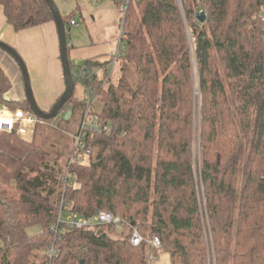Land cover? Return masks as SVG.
Here are the masks:
<instances>
[{"label": "trees", "instance_id": "trees-1", "mask_svg": "<svg viewBox=\"0 0 264 264\" xmlns=\"http://www.w3.org/2000/svg\"><path fill=\"white\" fill-rule=\"evenodd\" d=\"M182 2L183 17L175 0H129L117 82L86 81L111 130L86 134L66 183L74 142L49 143L52 120L31 141L0 133V264H149L129 228L64 223L98 211L157 236L170 264H264V0ZM0 5L15 32L53 22L43 0ZM9 89L0 70V106L31 112ZM82 107L72 96L61 115Z\"/></svg>", "mask_w": 264, "mask_h": 264}, {"label": "rangeland", "instance_id": "rangeland-1", "mask_svg": "<svg viewBox=\"0 0 264 264\" xmlns=\"http://www.w3.org/2000/svg\"><path fill=\"white\" fill-rule=\"evenodd\" d=\"M52 1L62 17H65L66 14L70 17L72 16V18L77 21L78 24L76 27H71L70 30H68V27L66 26L65 31L68 47H72H70L68 50V59L72 67L71 69L73 75L76 76L78 74L79 69L85 62V57H87V54L96 51L98 54L96 63L98 65H93L91 68V76H95L97 81L109 76V84H115L120 73L118 70V65L116 64L113 67L112 64H110V60L111 56L117 51L118 42L121 35L120 19L122 18V12L120 11V7L115 5L113 0H97V2L96 0ZM175 1L183 17V2L182 0ZM81 19L84 21V23H79ZM84 91L85 87L83 85L76 84L74 87L73 99L84 103L86 98ZM195 95L197 96V92ZM100 107L99 98H97L93 111L98 112ZM82 109L80 110V113ZM14 110L19 109H7V111ZM80 118V115L75 113L71 119L64 120V116L59 114L55 119L52 120L51 130L53 131L47 130L45 133L46 137H48L49 143H52L54 140H57V138L62 136L63 142L66 144L65 146H68L70 149L74 142V136L79 128ZM31 139H33V134ZM31 139L29 138L30 141ZM48 141L46 145L47 147ZM64 160L65 157L62 156L59 160V164L61 166H63L65 162ZM199 198L203 200V194L201 191H199ZM29 233L36 234L38 233V229L33 228L29 230ZM152 255L155 258L157 256V258L153 262L148 260L149 264H170L168 254L163 252V246H161L159 251L153 252Z\"/></svg>", "mask_w": 264, "mask_h": 264}, {"label": "crops", "instance_id": "crops-1", "mask_svg": "<svg viewBox=\"0 0 264 264\" xmlns=\"http://www.w3.org/2000/svg\"><path fill=\"white\" fill-rule=\"evenodd\" d=\"M69 20L74 19L71 16ZM81 22L84 23L82 19L79 23ZM75 23L74 26L68 24V30L78 25L77 21ZM0 42L12 48L22 59L29 76L33 98L41 111L48 112L60 98L65 88L54 23L49 22L38 27L15 32L7 23L3 8L0 5ZM97 57L96 51L91 52L85 57V62L91 61L93 67V65H97ZM0 70L10 83V89L5 98L14 103H22L25 98L22 75L14 60L1 49ZM4 110L7 111V108Z\"/></svg>", "mask_w": 264, "mask_h": 264}, {"label": "built area", "instance_id": "built-area-1", "mask_svg": "<svg viewBox=\"0 0 264 264\" xmlns=\"http://www.w3.org/2000/svg\"><path fill=\"white\" fill-rule=\"evenodd\" d=\"M129 0H122L119 3L120 11L122 15L126 12L127 4ZM76 23L74 20L69 22L70 26H74ZM124 45L121 41V35L118 42V48L114 55L111 56L110 64L114 67L117 64L118 58L122 54ZM86 74V66H82L76 76L73 75L74 81L81 84ZM92 77V76H91ZM90 78V77H89ZM88 78V79H89ZM110 78L104 77L101 81V87L107 85ZM88 81V80H87ZM86 95L85 102L83 103V109L80 113V124L77 133L74 136V145L70 158L67 161V173L64 177L65 183L67 182L68 170L73 164H84L86 157L89 154V150L86 149L84 138L87 133L90 134H102L108 133L111 130L109 123L102 120L97 112L93 111L95 101L98 98L97 90L89 83L84 85ZM92 99V100H91ZM40 120L36 118L31 112H26L21 109L14 111H0V133H15L20 139H31L34 131V127ZM64 223L75 229L82 228H94L97 226H112L117 235H122L126 229H131L130 244L132 246H138L144 243L149 247L147 258L150 262L156 260L152 253L159 251L161 248V242L159 238L153 235L149 239L143 238L133 225L123 222L118 216L113 215L107 211H98L94 217L85 219L78 217L77 215H69L64 219ZM53 252V250H51Z\"/></svg>", "mask_w": 264, "mask_h": 264}, {"label": "water", "instance_id": "water-1", "mask_svg": "<svg viewBox=\"0 0 264 264\" xmlns=\"http://www.w3.org/2000/svg\"><path fill=\"white\" fill-rule=\"evenodd\" d=\"M47 6V8L50 11L51 17L53 19V23L56 28L57 37H58V45H59V58L60 63L62 67V77L64 82V91L60 98L55 102V104L52 106V108L48 112H43L39 109L37 106L33 94L30 87L29 77L27 74L26 67L22 61V59L19 57V55L9 46L3 44L0 42V49L6 52L16 63L18 66L20 73L22 75L23 79V89H24V101L27 102L28 108L31 111V113L38 118L39 120L43 121H51L55 119L59 114H61L63 107L65 104L71 100L73 93H74V78H73V72L70 68V63L68 59V49H67V39L65 34V24L62 21V17L57 10L56 6L54 5L52 0H43ZM197 20L200 23H203L205 21V14L204 12H200L197 15ZM91 68L92 66L86 67V74L84 79L81 82V85H85L86 81L89 77H91ZM198 94V92H197ZM7 100V99H5ZM4 109L3 106H0V111ZM71 116V112L67 111L64 115V120H69ZM134 225V224H132ZM80 264H84L83 261H81Z\"/></svg>", "mask_w": 264, "mask_h": 264}]
</instances>
